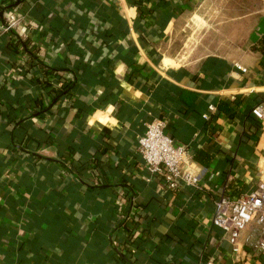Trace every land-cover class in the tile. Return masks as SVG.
I'll return each instance as SVG.
<instances>
[{
  "label": "crops",
  "instance_id": "obj_1",
  "mask_svg": "<svg viewBox=\"0 0 264 264\" xmlns=\"http://www.w3.org/2000/svg\"><path fill=\"white\" fill-rule=\"evenodd\" d=\"M263 36L264 0H0V264H264L213 225L264 183ZM155 119L197 188L149 174Z\"/></svg>",
  "mask_w": 264,
  "mask_h": 264
},
{
  "label": "built area",
  "instance_id": "obj_2",
  "mask_svg": "<svg viewBox=\"0 0 264 264\" xmlns=\"http://www.w3.org/2000/svg\"><path fill=\"white\" fill-rule=\"evenodd\" d=\"M23 19L10 16L5 19V31H16L20 35ZM215 111L214 107L209 108ZM251 117L258 123H264V100L251 111ZM205 119H208L205 116ZM165 121L155 119L149 122L138 139V155L143 160L150 175L159 176L167 190L177 192L180 186L197 188L202 176L184 171L191 157L188 150L176 146L166 133ZM253 223L264 224V183L253 193L238 199L222 198L216 206L213 225L221 229L228 237L235 254L245 248L264 255V239L247 238L244 244L241 238ZM212 264V263H209Z\"/></svg>",
  "mask_w": 264,
  "mask_h": 264
},
{
  "label": "trees",
  "instance_id": "obj_3",
  "mask_svg": "<svg viewBox=\"0 0 264 264\" xmlns=\"http://www.w3.org/2000/svg\"><path fill=\"white\" fill-rule=\"evenodd\" d=\"M257 52L260 54L261 56V65L262 67L264 68V36L262 37V39L260 40L259 44H258V49H257ZM250 118L251 117V113H250ZM252 120H254L252 118ZM258 125V124H257ZM195 161H197L198 163L202 164V165H205L207 166L208 165V162H209V159H210V156L206 153V152H199L197 154V156H195ZM263 255V254H262Z\"/></svg>",
  "mask_w": 264,
  "mask_h": 264
}]
</instances>
